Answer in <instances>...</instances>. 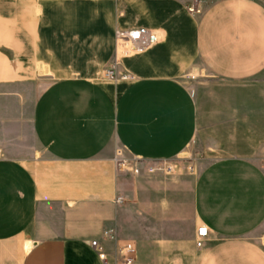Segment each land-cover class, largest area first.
<instances>
[{"label":"crops","instance_id":"obj_1","mask_svg":"<svg viewBox=\"0 0 264 264\" xmlns=\"http://www.w3.org/2000/svg\"><path fill=\"white\" fill-rule=\"evenodd\" d=\"M91 1L102 6L92 22L53 15L52 60L45 0H0V264H103L92 240L107 264L125 244L133 264H264V2L200 0L195 20L191 0L55 3ZM138 27L150 48L116 47L133 81L61 75L38 87L65 68L59 40L102 51L116 28ZM195 61L207 76L191 90L180 76ZM117 147L131 162L122 174ZM186 150L192 172L146 171Z\"/></svg>","mask_w":264,"mask_h":264},{"label":"rangeland","instance_id":"obj_2","mask_svg":"<svg viewBox=\"0 0 264 264\" xmlns=\"http://www.w3.org/2000/svg\"><path fill=\"white\" fill-rule=\"evenodd\" d=\"M192 1H196L198 3V10L199 13L195 15L188 14L186 11L187 5H189ZM208 1V0H203ZM264 2V0H260ZM46 9L42 16V29H41V48L42 51L45 52L48 58L53 60V15L61 17L65 12H71L72 14H80L85 17V19L90 18L92 22L95 19L96 15L99 12V9L102 8L100 3L98 2H86L84 5H71L66 7L65 4L61 2L55 3V0H45ZM53 6H56L53 9ZM203 6L200 0H191L186 3L185 5V12L187 16L191 19H197L203 12ZM68 8V11H65ZM103 11V9H102ZM60 19V18H59ZM81 39H75L74 41H70L71 44H66V40H59L58 46L55 48L58 50L56 55L65 65V68L58 69L55 72H52L50 75H38L37 84L38 87H43L45 83L54 80L58 76H79V75H87L90 77H94L95 79L106 80L109 82L115 83V80H111L105 76L106 70L110 68H115L117 73L127 72L131 75L128 71H119L118 64L116 62V43L115 40L113 41V48H110L107 45L102 51L99 50V46L97 44H92V39L90 44H81ZM61 43V44H60ZM118 50H124L126 55L134 54L129 50L127 47H118ZM113 53V54H112ZM98 57H104V59H99ZM39 73H41L39 71ZM47 71H45V74ZM43 74V73H41ZM207 76V72H205L203 66L200 62L195 61L194 64L190 67L189 70L185 71L181 76L180 79L189 89L192 90L194 84L205 78ZM123 151L120 147L115 148L113 159L122 158L125 160L123 155ZM191 155L188 153V150L183 152L178 158L173 160L172 162L176 166L186 167L188 164L192 165ZM127 161V165L129 166ZM127 166V167H128Z\"/></svg>","mask_w":264,"mask_h":264},{"label":"built area","instance_id":"obj_3","mask_svg":"<svg viewBox=\"0 0 264 264\" xmlns=\"http://www.w3.org/2000/svg\"><path fill=\"white\" fill-rule=\"evenodd\" d=\"M186 11L188 14L195 15L199 13L198 3L192 1L187 5ZM151 31L144 27H138L133 29H122L116 28L114 31V40L116 47H127L133 53H141L147 50L152 45ZM105 76L111 80H123V81H133L134 78L132 75L127 72L117 73L115 68H110L106 70ZM1 157V155H0ZM193 160L192 158L188 161ZM115 171L117 174H122L129 170L127 165V160L118 158L114 160ZM128 166V167H127ZM176 165L172 161H158L154 165L146 167L148 173H161L163 175H172L176 172ZM186 169L189 172L193 171V165L188 164ZM104 237L108 240H115V236L112 230H107L104 232ZM207 238V228L201 226L196 231L195 246L201 248L204 240ZM91 247L97 252L98 258L107 264V254L103 246L99 243L98 240H92L90 242ZM116 261L119 264H133L135 259L134 248L131 244H125L123 246H118L115 251Z\"/></svg>","mask_w":264,"mask_h":264},{"label":"bare ground","instance_id":"obj_4","mask_svg":"<svg viewBox=\"0 0 264 264\" xmlns=\"http://www.w3.org/2000/svg\"><path fill=\"white\" fill-rule=\"evenodd\" d=\"M40 72L43 73V74H45V70H43V69H40Z\"/></svg>","mask_w":264,"mask_h":264}]
</instances>
